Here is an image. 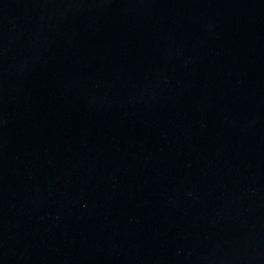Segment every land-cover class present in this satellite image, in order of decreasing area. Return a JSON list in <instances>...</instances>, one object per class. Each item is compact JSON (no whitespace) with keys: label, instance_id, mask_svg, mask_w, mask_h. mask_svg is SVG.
Returning <instances> with one entry per match:
<instances>
[{"label":"water","instance_id":"water-1","mask_svg":"<svg viewBox=\"0 0 264 264\" xmlns=\"http://www.w3.org/2000/svg\"><path fill=\"white\" fill-rule=\"evenodd\" d=\"M0 264H264V0H0Z\"/></svg>","mask_w":264,"mask_h":264}]
</instances>
